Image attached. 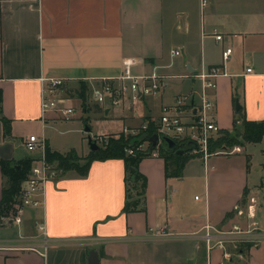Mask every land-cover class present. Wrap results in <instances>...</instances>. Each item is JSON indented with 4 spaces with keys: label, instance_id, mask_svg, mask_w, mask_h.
Returning a JSON list of instances; mask_svg holds the SVG:
<instances>
[{
    "label": "crops",
    "instance_id": "obj_1",
    "mask_svg": "<svg viewBox=\"0 0 264 264\" xmlns=\"http://www.w3.org/2000/svg\"><path fill=\"white\" fill-rule=\"evenodd\" d=\"M226 46L231 52L223 60ZM175 47L182 53L172 55ZM126 57L136 58L134 72L156 68L168 77L159 94L128 107L84 106L79 96L84 129L92 136L157 116L160 105L179 94L197 99L200 79L193 74L202 64L225 71L208 90L220 128L232 126L239 107L247 119H264V0H208L203 9L200 0H0V160L31 156L23 145L30 133L44 134L52 150H90L82 139L61 146L46 133L71 118L53 110L42 115L40 77H61L65 88L77 92L80 81L119 75ZM247 143L212 152L206 162L183 151L188 158L179 173L174 165L166 170L159 154L143 156L138 170L145 187L134 198L136 207L126 211L122 158L93 159L84 175L61 172L46 183L41 204L21 207L19 222L3 218L0 264H92V249L94 264H236L234 257L245 249H230L231 241L208 249L201 235L207 226L238 225L240 215L228 212L245 206L244 186L248 194L262 186L264 161L250 181L252 155L238 154ZM263 149L264 143L262 156ZM2 182L0 171V196ZM262 206L261 212L255 203L249 220L248 228L261 236L246 248V264H264V199ZM155 226L174 235L151 237Z\"/></svg>",
    "mask_w": 264,
    "mask_h": 264
},
{
    "label": "built area",
    "instance_id": "obj_2",
    "mask_svg": "<svg viewBox=\"0 0 264 264\" xmlns=\"http://www.w3.org/2000/svg\"><path fill=\"white\" fill-rule=\"evenodd\" d=\"M207 3L208 0H200V8L203 9ZM214 37L216 40H221L222 34L215 32ZM170 51L172 55H178L182 53V48L175 47L171 48ZM230 52L231 47L226 46L221 52L222 59L226 60ZM135 62L136 58L126 57L123 59V71L119 75L88 79V83H86V96L88 99L103 107H114L121 104H125L128 107L130 104L140 101L142 97L159 94L162 82L168 76L160 73L156 68L148 72H134L132 65ZM246 69L249 71L251 67ZM223 73L225 71L222 66L202 64L201 68L193 74L194 77L200 79L197 99L191 94H179L172 102L162 103L158 115L144 119L138 128L133 129L123 126L122 129L137 133L140 129L147 130L149 125L152 124L154 126L152 134H156V138L153 142V147L148 152L149 155L155 156L159 154V147L166 136L177 144L182 145V147H185L187 142L191 140L193 145L188 151L206 162L212 153L208 149L209 140L220 130L214 117L216 103L208 93V90L216 88V79ZM179 75L184 76L187 74ZM63 81L61 77H40V110L42 115L49 110L57 111L65 118H71L74 115L75 106L67 102L70 96L64 91ZM73 93L77 94L76 89H74ZM77 96L79 98V95ZM96 136L100 137L101 134L93 135L92 137L96 140ZM144 140L148 141V138ZM23 145L25 150L31 153L32 159L29 171L20 184V192L17 196V214L12 217L16 222L20 221L18 212L21 207L26 204H41L46 183L62 172L54 162H49L46 159L44 134H28L24 138ZM144 147V143L139 142L134 146L131 144L125 145L124 150L128 154H133L136 151L142 152ZM217 151L226 152L227 149L221 147L214 152ZM249 199L250 201L245 208H247L248 217L253 218L256 210L255 198L254 196H249ZM235 208L238 215L243 214V207L236 205ZM39 227L43 229V226ZM250 230V228L241 229L238 225H234L231 230L211 229L207 226L201 237L208 249L215 245L225 248L227 242H234L240 239L251 240L255 244L261 234L259 232L252 233ZM149 235L151 237H169L174 234L164 226H155L150 228ZM249 235L251 236L248 237ZM225 255L228 256L229 254L226 252Z\"/></svg>",
    "mask_w": 264,
    "mask_h": 264
},
{
    "label": "trees",
    "instance_id": "obj_3",
    "mask_svg": "<svg viewBox=\"0 0 264 264\" xmlns=\"http://www.w3.org/2000/svg\"><path fill=\"white\" fill-rule=\"evenodd\" d=\"M77 93L81 96L82 100H85L86 96V83L80 81ZM82 104L85 106L84 102ZM154 126L149 125L147 132H153ZM146 132V133H147ZM144 140V138H141ZM264 140V119H247L242 111V107L237 108L234 111L232 118V130L228 128H220L217 134L210 138L209 147L210 151L221 147L229 148L234 144H244L245 142H258ZM135 136L130 134L124 135L123 132H119L116 138H110L108 142L104 143L103 146H99L96 149H90V155L86 157L83 167L80 168L77 162L74 161L76 158L75 150L70 148L67 152H60L58 150H52L49 147L45 149V156L49 162H56V166L59 167L63 172L67 170H75L77 173L84 175L86 174L89 164L93 159H106L118 157L122 158L124 162V179L126 181V197H127V181L129 178L136 182L139 180V194H141L145 187V176L138 170V163L144 156L141 151H136L133 154L125 152L124 147L127 144H134L137 141ZM177 148H183L184 151H188L189 146L177 144L175 149H168L165 145L159 147V155L164 158L166 170L169 165H174V173H179L182 169L184 162L187 160L188 155L183 153H177ZM264 150V149H263ZM31 156H25L22 159L14 162L10 159L0 160V171L3 176L1 196H0V225L3 224V218L13 217L17 213L18 207L15 206L17 203V196L20 192L21 181L26 177L31 163ZM248 161V157L246 158ZM18 165V166H17ZM264 169V163H262ZM249 189L244 186L240 204L245 205L247 200ZM264 199V193H263ZM137 200L132 199L129 203L126 202L123 206V210H129L132 207H136ZM236 212V208L228 212V215H232ZM240 247L237 251H242L245 247L248 248L253 244V241L246 240L239 242Z\"/></svg>",
    "mask_w": 264,
    "mask_h": 264
},
{
    "label": "rangeland",
    "instance_id": "obj_4",
    "mask_svg": "<svg viewBox=\"0 0 264 264\" xmlns=\"http://www.w3.org/2000/svg\"><path fill=\"white\" fill-rule=\"evenodd\" d=\"M64 91L67 95L70 96V98H73L72 100L70 99L68 101L69 104L75 106V113L74 115L71 117V119H62L59 122V124L57 125V128L53 129L51 127L46 129V133H50L51 136L59 143V145L62 146L63 143L67 142H77L79 143L80 140L83 142H87V136L90 133L89 131L85 130L84 127L86 125V122L84 120V118H86V114L82 111L81 107H80V103L81 100L78 98L77 94H74L73 91L74 89H69V88H65L64 86ZM75 97V98H74ZM82 102H84L85 105H92L93 103L88 99V97L85 98V100H83ZM90 115V114H89ZM144 120V119H143ZM142 120V121H143ZM141 121V122H142ZM140 122V123H141ZM140 123L136 126H128V128H133L136 129L140 126ZM149 129V128H148ZM228 130H232V126L230 128H228ZM38 132V131H37ZM119 132H123L124 135L126 134H130L131 136H135V138L137 139V141L144 143V150H142V153H144L145 155H149L148 152L150 151V149L153 147V142H154V136L152 134V132H147V130H142L140 129L139 131H137V133H132L131 131H125V130H120ZM119 132H111V133H104L101 134L100 137L96 136V141L97 144L99 146H103L104 143L108 142V140L112 137V138H116L118 136ZM147 132V133H146ZM148 138L147 140H142L141 138ZM136 141V142H137ZM174 141V140H173ZM137 142V143H139ZM137 143L131 144L132 146L136 145ZM175 145L177 144L174 141ZM263 141H258V142H248L246 144V148L241 152L238 153L240 154V156H245L247 153L252 155V164H251V169H250V173H249V178L250 181L252 179H256L258 177L259 174V170H261V165L260 162L263 160L264 161V155L262 156V151H261V146H263ZM162 145H165L168 149L169 146L167 145V142L164 140ZM193 142L190 140L187 142V146H192ZM172 150V148L170 149ZM217 149L212 150V152L216 151ZM69 151V149L62 151V152H67ZM76 154V158H74V161L77 162V164L79 165L80 168L83 167V164L86 160V157L88 155H90L89 150L86 152H82L79 153L77 151H75ZM196 164H198V160H196ZM56 163V162H55ZM260 165V166H259ZM199 167V165H196ZM261 185L258 189L251 191L248 195H247V200H246V204L245 206H243V214L240 215L239 217L236 216V221L238 223V225L241 227V229H245L250 227V218L247 215V203L250 201L249 196L250 195H255V200H256V206L257 209L260 210L261 212L263 211V193H264V180L261 181ZM140 186H139V180L136 182V184L133 182V180L131 178L128 179L127 181V198H128V202L130 203L132 201L133 198L136 197V194L139 192ZM193 193H196L197 195H200V192H198L197 190H194ZM17 201V200H16ZM18 207V204L16 203V205ZM3 223L5 222V219H3ZM252 228V227H251ZM255 231V229H251V232L253 233ZM14 233V232H13ZM251 235H249L248 237H250ZM254 240V239H253ZM242 241H246L245 239L243 240H237L234 241L233 243H230V249L232 250H236L238 247H240V244H238L239 242ZM257 241V240H256ZM233 244V245H232ZM244 253L242 257H234V263L237 260L236 264H246L247 258H248V249H246V247L244 248Z\"/></svg>",
    "mask_w": 264,
    "mask_h": 264
},
{
    "label": "water",
    "instance_id": "obj_5",
    "mask_svg": "<svg viewBox=\"0 0 264 264\" xmlns=\"http://www.w3.org/2000/svg\"><path fill=\"white\" fill-rule=\"evenodd\" d=\"M236 107H238V104H236ZM154 136V140L156 138V134H152ZM151 135V136H152ZM164 140L167 142V145L169 146V148L171 149H175L176 145L174 143V141L170 138V137H164ZM87 142L89 144V147L90 149H96L99 147V145L97 144L96 140L92 137V135H88L87 137ZM191 147V146H189ZM184 150L182 148H178L176 149V152L177 153H182ZM90 256L92 257V259H94L95 261V253H94V250H90ZM94 261H91L92 264H94L95 262Z\"/></svg>",
    "mask_w": 264,
    "mask_h": 264
}]
</instances>
